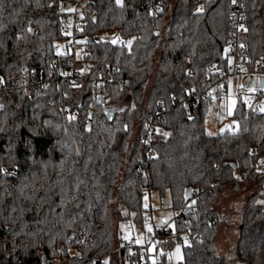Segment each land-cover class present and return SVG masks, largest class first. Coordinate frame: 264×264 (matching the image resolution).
Here are the masks:
<instances>
[{
	"label": "trees",
	"instance_id": "16d2710c",
	"mask_svg": "<svg viewBox=\"0 0 264 264\" xmlns=\"http://www.w3.org/2000/svg\"><path fill=\"white\" fill-rule=\"evenodd\" d=\"M82 2L67 36L62 6ZM241 2L239 59L252 73L264 70V0ZM232 16V0H0V168L19 169L0 182V264H133L132 250L116 244L114 199L127 209L118 218L140 230L152 189L169 192L175 218L157 264L183 236V264H230L216 248L226 218L214 203L250 178L260 184L241 211L233 260L264 264V172L254 167L264 160V111L238 95L237 130L207 128L226 93ZM112 30L134 39L129 48L87 41ZM72 37L81 59L67 45L58 51ZM108 68L111 82L95 88ZM154 114L161 134L147 142Z\"/></svg>",
	"mask_w": 264,
	"mask_h": 264
},
{
	"label": "rangeland",
	"instance_id": "374dc122",
	"mask_svg": "<svg viewBox=\"0 0 264 264\" xmlns=\"http://www.w3.org/2000/svg\"><path fill=\"white\" fill-rule=\"evenodd\" d=\"M117 2V0H116ZM118 3V2H117ZM123 0H120L118 4H122ZM84 4L68 3L66 7L62 6V10L69 13L67 20L69 23L65 24L66 28L71 30L70 33L65 34L67 36L71 35L73 29V19L74 15L77 14L78 17L84 15ZM79 39V43H80ZM69 43V40L61 42L58 45L59 53H63V48ZM82 46L78 49V57L81 59L83 55ZM159 55V52H158ZM91 63H88L84 66H79V70L83 77H86L89 73ZM264 79V70L258 68L252 73H243L242 75H228L226 82H223L226 93L219 97L212 109V115L208 120L207 128L210 133H217L218 131L224 130H237L238 122L233 116V111L236 104L237 96H241L247 105H252L257 96H262L264 99V88L260 89V80ZM217 92V87L214 86L211 89L212 96L215 97ZM260 111H264V103L258 106ZM136 131L133 132V137L135 136ZM133 140V138H132ZM131 145V142H130ZM260 181L250 178L247 181L237 184L235 187L226 188L218 193L216 199L221 198L219 205L220 207H234L235 212L231 215L228 214L224 216L226 222H232L237 224L241 220V211L244 208L242 200H239L238 195L249 193V196L258 190ZM262 190L264 191V180L262 181ZM252 188V189H251ZM250 191V192H249ZM236 194V195H235ZM244 195V196H245ZM222 196V197H221ZM239 197V198H237ZM249 198V197H248ZM247 198V199H248ZM116 198L114 199V206L112 210L113 215V231L116 244L119 246L123 245L126 241L131 238H135L138 244H143L145 241H149V233H152L155 226H159L162 221L165 219L169 221V227L174 229V223L172 219L174 217V211L172 209V201L169 192H167L163 197L159 194L157 189H152L145 193V207H146V221L143 228L137 230L130 219H119L118 213H127V209L121 205L115 203ZM247 201V200H246ZM216 203V201H215ZM214 203V204H215ZM238 207H243L238 209ZM220 211V209L218 210ZM217 212V211H216ZM218 213V212H217ZM222 217V216H221ZM222 217V218H224ZM176 235V232L174 230ZM178 235H176L177 237ZM179 238V236H178ZM179 240V239H178ZM174 244L167 252V261L166 264H183L184 261V249L189 246L190 241L183 236L182 241H177L174 238ZM154 248L152 245L151 249ZM162 251V247L159 248ZM158 249V250H159ZM220 254V253H219ZM221 255V254H220ZM227 255H231L228 253ZM116 257V256H115ZM114 264H119L118 257L114 258ZM230 264H234L233 261Z\"/></svg>",
	"mask_w": 264,
	"mask_h": 264
},
{
	"label": "built area",
	"instance_id": "2783aa9c",
	"mask_svg": "<svg viewBox=\"0 0 264 264\" xmlns=\"http://www.w3.org/2000/svg\"><path fill=\"white\" fill-rule=\"evenodd\" d=\"M68 4H64L63 6L66 7ZM232 8H233V16H232V27L233 31L231 32L228 44L226 46L227 55L230 59V65L228 72L226 74H222L220 77L221 79L227 78L228 75H242L244 73L243 64L246 62V59H239V52H241L242 47L240 46V43L238 41V34L243 30L244 25V18H243V10L244 6L241 2V0H235L233 2L232 0ZM65 24L69 23L66 19ZM71 30L65 28L64 34L70 33ZM72 34V33H71ZM136 39V38H135ZM133 38H123L121 36V33L118 30H112L109 32L101 33L98 35H95L91 38H88V42H109L118 45L121 48H129L131 43L133 42ZM67 47L70 50L78 51V49L81 47L76 41L75 38H70L69 43L67 44ZM83 48V47H82ZM115 71H118L116 68ZM70 72V71H69ZM81 78L84 79L85 77L82 76L80 71H76L73 75V79ZM112 80V70L108 68L102 75H100L98 78H96L93 81V86L95 88H102L106 86L108 83H110ZM3 79L0 76V84L2 83ZM238 99V96H237ZM236 99V100H237ZM264 103V99L262 96H257L255 98V101L253 104L258 107L259 105ZM159 104L162 108L166 105L165 100H160ZM142 111L143 108L141 109ZM66 114L70 117H76L77 114L71 113L69 109L66 110ZM193 114L190 112V117H192ZM157 117V114H154L149 121L146 123V133L142 135V138L149 142L150 138L152 136L160 135V130L158 129V126L154 124V119ZM254 153V151H253ZM154 156H152V159ZM254 167L259 172H264V160H259ZM19 175V169L16 165L10 164L6 166H2L0 168V182L5 179H15ZM175 218L173 217L172 222L174 223ZM172 228L169 227V221L163 220L162 223L159 226H155L152 233H149V241H145L143 244H138L135 238H131L130 240L126 241V245L132 250V255L134 257L133 264H157L159 261V256L163 253L159 249L162 247L163 243L168 241L169 233ZM174 240V238L172 239ZM152 245H154V248L151 249ZM140 249V250H137ZM159 249V250H158Z\"/></svg>",
	"mask_w": 264,
	"mask_h": 264
},
{
	"label": "crops",
	"instance_id": "0c3cea01",
	"mask_svg": "<svg viewBox=\"0 0 264 264\" xmlns=\"http://www.w3.org/2000/svg\"><path fill=\"white\" fill-rule=\"evenodd\" d=\"M263 82H264V79H263ZM244 195L245 194L238 195V193L236 195L240 197V198L239 197L237 198H239V200H242L243 202L242 204H245L247 198L249 197V193H246L245 196ZM220 200L221 198L216 199V203L214 204V209L222 217L227 216L228 214L232 215L235 212V208L233 206L229 208L218 206ZM243 207H238V209L239 208L242 209ZM219 209L220 211H218ZM226 221L223 222L218 228V231L215 237L216 248L221 255L232 259L234 264H239V262H237L236 260H233V256H234L235 248H236V245L239 239V222L240 221L237 224L229 222V221L226 222ZM228 253H231V255H227Z\"/></svg>",
	"mask_w": 264,
	"mask_h": 264
},
{
	"label": "water",
	"instance_id": "95a60500",
	"mask_svg": "<svg viewBox=\"0 0 264 264\" xmlns=\"http://www.w3.org/2000/svg\"><path fill=\"white\" fill-rule=\"evenodd\" d=\"M263 87V79L260 80V88ZM105 113L107 114V116L109 117V119H112L113 117V113L109 110V109H105ZM191 192H192V188L191 187H188V196L191 195ZM45 259V256H43V260Z\"/></svg>",
	"mask_w": 264,
	"mask_h": 264
},
{
	"label": "snow or ice",
	"instance_id": "6c2138e0",
	"mask_svg": "<svg viewBox=\"0 0 264 264\" xmlns=\"http://www.w3.org/2000/svg\"><path fill=\"white\" fill-rule=\"evenodd\" d=\"M117 2L119 3V2H120V0H117ZM233 2H235V0H233Z\"/></svg>",
	"mask_w": 264,
	"mask_h": 264
}]
</instances>
